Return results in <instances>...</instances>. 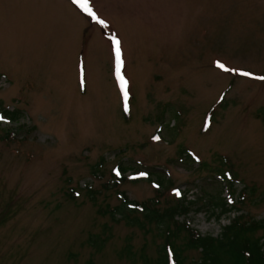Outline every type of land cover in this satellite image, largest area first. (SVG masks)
<instances>
[{"label":"rangeland","instance_id":"obj_1","mask_svg":"<svg viewBox=\"0 0 264 264\" xmlns=\"http://www.w3.org/2000/svg\"><path fill=\"white\" fill-rule=\"evenodd\" d=\"M88 3L103 24L72 0H0V112L19 111L0 123V264H150L164 237L109 210L181 191L216 237L228 218L202 204L232 177L228 204L264 219V0Z\"/></svg>","mask_w":264,"mask_h":264},{"label":"trees","instance_id":"obj_2","mask_svg":"<svg viewBox=\"0 0 264 264\" xmlns=\"http://www.w3.org/2000/svg\"><path fill=\"white\" fill-rule=\"evenodd\" d=\"M2 114L10 121L17 120L19 111L2 109ZM120 175L116 176V182L122 181L124 167L117 165ZM159 181L156 185H159ZM229 197L210 198V203L202 204L211 212V215L217 220L228 218V224L221 227L218 236L213 237L210 234L203 235L191 225L188 214L191 206L195 202L180 196L169 206L157 207L159 195L154 199H148L146 202L137 203L132 201L129 207L121 205L110 209V216L116 218V213L127 220L131 225H136L144 229L146 225L152 224L164 237L165 242L158 252V256L150 264H186L183 253L188 249L199 250V257L194 264H264V219L244 220L240 210L233 205V193L237 190L233 181H228ZM159 192L160 190H157ZM243 196V194H240ZM202 195L198 197L201 200ZM140 212V217L138 216ZM231 213L233 217L231 218ZM182 216L179 220L177 217ZM260 232L257 235V232ZM180 234L185 236V241L175 246L173 239L178 238ZM175 240V239H174ZM102 244L104 242L101 241ZM96 245V241H93ZM97 246V245H96ZM126 253L131 254L129 245L125 247Z\"/></svg>","mask_w":264,"mask_h":264},{"label":"snow or ice","instance_id":"obj_3","mask_svg":"<svg viewBox=\"0 0 264 264\" xmlns=\"http://www.w3.org/2000/svg\"><path fill=\"white\" fill-rule=\"evenodd\" d=\"M72 2L74 4H77L83 11H85L93 20H97L98 23L103 24L104 22L102 20H98L96 14L93 12V10L89 7V3L88 0H72ZM113 44V49L115 51V57H116V74L118 76V79L120 81V86L122 91L125 89L126 87V81L124 80L123 76L120 75V69L122 66L121 63V49H120V41L117 39H113L112 41ZM216 67L224 70V71H230L225 65H223L220 62H216ZM241 75L244 76H250V73H241ZM258 79H262L264 80V77H258ZM124 96L125 99H127V92H124ZM125 107L127 108V105H125ZM0 119H3L2 117H0ZM154 139H159V137H154ZM117 175H119V173H117ZM177 195H179V192L176 193ZM231 202V200L229 201Z\"/></svg>","mask_w":264,"mask_h":264}]
</instances>
